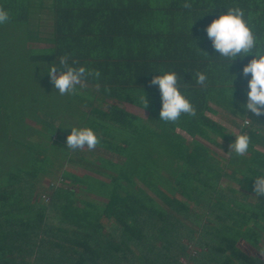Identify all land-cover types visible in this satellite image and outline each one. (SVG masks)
<instances>
[{"label": "trees", "instance_id": "16d2710c", "mask_svg": "<svg viewBox=\"0 0 264 264\" xmlns=\"http://www.w3.org/2000/svg\"><path fill=\"white\" fill-rule=\"evenodd\" d=\"M20 1L0 0V8L10 14V21L0 25V64L15 68L20 78L37 79V90L43 96H31L35 104L41 100L31 117L39 127L29 131L18 127L13 133L20 158L29 154L30 162L19 163L18 155L8 168L0 163V264H182V257L191 264H264V257L247 254L237 246L243 241L264 251V198L255 197L252 191L255 176L264 174V153L252 143L242 157L229 149L224 150V158L208 148L202 141L214 144L211 134L229 145L235 138L206 116L211 108L204 99L194 104L195 117L182 115L174 124L160 121L157 88L149 89L146 108L147 120L156 130L109 105L77 115L79 101L84 100L80 88L76 95H59L46 68L58 66L64 55L69 56L71 66L80 67V33L57 26L60 37L53 40L54 45L34 44L44 38L24 15L31 6L25 5L23 13L18 10ZM253 1L236 4L230 0L226 7L238 6L246 16L257 8L264 12V0ZM54 6L57 16L67 14L76 21L72 3L55 0ZM260 22L264 25V19ZM261 35L259 40L264 43ZM211 57L217 58L216 54ZM252 58L249 55L244 60ZM98 71L99 79L89 77L87 81L108 80V73L116 74L109 69ZM98 87L105 98L141 105L131 92L134 87L107 83ZM233 88L232 100L223 85L209 95L223 96L218 104L236 115L244 110L241 105L246 102L247 87ZM246 116L264 129V117ZM72 126L91 128L100 144L91 151L68 149L66 137L71 128L66 127ZM177 128L190 138L176 132ZM242 133L251 141L256 137L252 130ZM37 143L38 152L34 150L32 156V144ZM66 163L88 173L67 170ZM42 175L50 179L36 193ZM222 179L237 188H221ZM79 191L96 198L80 197ZM189 245L198 251L191 254Z\"/></svg>", "mask_w": 264, "mask_h": 264}, {"label": "crops", "instance_id": "0c3cea01", "mask_svg": "<svg viewBox=\"0 0 264 264\" xmlns=\"http://www.w3.org/2000/svg\"><path fill=\"white\" fill-rule=\"evenodd\" d=\"M61 1L72 3L74 6L72 11L77 13L76 21L67 14L57 16L55 0H30L27 3L26 0H21V3H18L21 6L18 10L23 13L25 5L31 6L24 15L28 16L35 33L44 38L42 41H34V44L44 47L54 45L53 40L60 37L55 32L56 27L62 29L63 26V29L80 33L77 34L80 36V67L88 70L109 69L113 71L112 73L116 72L115 75L108 73V80L102 78L98 81H87V86L80 89V95L84 100L79 101V116L88 114L90 108L104 110L109 105L123 110L138 118L145 126L156 130L147 120L150 113L146 109L143 112V106L105 98L99 92L98 86L107 83L134 87L131 91L133 96H138L139 100L144 93L148 100L149 89H156L148 86L152 77L172 71L180 77V91L193 106L204 100L208 102L211 109L205 112L206 116L223 126L234 138L244 131L247 132V129L254 131L256 137H253V147L264 153V129L256 126L260 124L251 121L248 127H243V121L248 119L245 109L234 115L218 104L220 100H224L223 96L215 92L209 95V91L219 89L222 85L226 86L233 79V75L236 77L233 85L241 86L242 89L247 86V79L250 78L240 75L242 67L248 63L247 60L243 58L244 61L238 63L235 60L227 69V64L220 62L221 58L213 51L204 32L212 20L226 14V3L230 0H187V3L192 5L188 10L181 9L185 0ZM231 1L242 4L244 0ZM59 9L60 7L57 10ZM250 12L252 13L245 15V19L260 38V35L264 34V25L260 22L264 19L262 17L264 12L261 8ZM46 38L48 40H45ZM212 54H216V60H211ZM198 72L207 75V87L197 84ZM136 87L142 88L139 91ZM130 98L138 101L135 97ZM176 132L190 138L183 129L177 128ZM211 137L214 138V144L202 141L208 148L214 151L219 149L222 152L229 150V144L212 134ZM82 170L87 172L85 169ZM86 195L96 198L79 191L80 197Z\"/></svg>", "mask_w": 264, "mask_h": 264}, {"label": "clouds", "instance_id": "9594fccd", "mask_svg": "<svg viewBox=\"0 0 264 264\" xmlns=\"http://www.w3.org/2000/svg\"><path fill=\"white\" fill-rule=\"evenodd\" d=\"M186 9L192 5L185 3ZM10 21V14L3 8H0V25ZM206 38L210 41L211 47L221 63L228 67L237 59H243L251 55L253 58L242 67L240 75L247 79L246 102L241 105L242 108L255 118L264 117V43H261L253 27L245 19V12L242 8L230 7L226 14H221L217 19L204 29ZM50 83L61 96H72L77 94L78 88L83 89L87 86L89 77L99 79L98 70H88L85 67H73L69 64V56L64 55L59 58V65L52 64L46 68ZM228 74V73H227ZM197 84L207 87L208 77L203 72L197 74ZM233 79L226 84L228 95L232 100L234 91ZM149 87H156L159 92L161 107L159 110V119L165 123H176L182 115L190 117L196 116V109L189 99L180 91V77L176 72H164L161 75L153 76L149 81ZM139 103L144 109L148 107V100L143 93L139 97ZM251 121L245 119L243 127H248ZM71 128L70 134L66 137L68 149L76 151L87 148L94 150L100 144V138L89 127H66ZM252 141L247 133H241L235 136V140L229 145V153H235L236 156H245L250 148ZM252 191L257 198H264V174L255 176ZM264 256V251L260 252Z\"/></svg>", "mask_w": 264, "mask_h": 264}, {"label": "rangeland", "instance_id": "374dc122", "mask_svg": "<svg viewBox=\"0 0 264 264\" xmlns=\"http://www.w3.org/2000/svg\"><path fill=\"white\" fill-rule=\"evenodd\" d=\"M14 69L11 70L9 68H4L3 65L0 64V104L5 103L4 107L0 108V163L5 168H8L11 161L15 160L19 155V153L17 152L18 150H16L15 147V135H13V133L18 132L17 128L20 127L24 131H29L30 129L32 130V127H39L36 125V122L32 121L31 117L36 113L35 110L36 108H38L37 106H39L38 102L41 100H38V102H36L37 104H35L31 96H37L40 97V99L41 96H43V94H41L40 91L37 90V79L20 78V76L16 74V70ZM43 87L44 86L40 87L41 91H43ZM1 91L3 92V95H1ZM54 91L56 92V89H54ZM61 101V98L58 99V103H61ZM65 102L66 100H64V103ZM59 105L61 106V104ZM8 114H10L11 118H8ZM56 114H58V112ZM59 115L65 118L67 116V113L59 112ZM77 115H79L78 112ZM64 121H66V119H64ZM27 138L31 139L32 142L33 138L30 134L27 136ZM37 144V146L35 144H32L34 148L32 149L33 151L30 152V155L33 156L34 150L35 152H38L37 148L39 147L40 143ZM215 151L217 152V154L226 158L224 152L220 151L219 149H215ZM20 156L21 155H19V161L21 162L19 163L27 165L30 162V158H28L29 154L24 155V159L20 158ZM64 167L72 172H84V170H82L78 165L71 164L70 166L68 163H66ZM49 179V176L42 175L39 177L36 193L40 190H43V188L45 189V186L48 183ZM219 186L224 189L229 186H233L235 189L237 188L235 185H232L225 179L220 180ZM72 189L74 191H78L76 187H72ZM262 243H264V241H262ZM237 246L247 254L264 257L260 255L261 251L255 249L252 246H249V244H246L243 241H239ZM189 247L190 248L188 249V251L191 252L192 246L189 245Z\"/></svg>", "mask_w": 264, "mask_h": 264}, {"label": "built area", "instance_id": "2783aa9c", "mask_svg": "<svg viewBox=\"0 0 264 264\" xmlns=\"http://www.w3.org/2000/svg\"><path fill=\"white\" fill-rule=\"evenodd\" d=\"M44 198L46 199V197H44ZM191 249H192V251L190 252L191 254H195L196 251H198L195 247H191ZM180 261L182 264H191V261L189 260V258L182 257L180 259Z\"/></svg>", "mask_w": 264, "mask_h": 264}]
</instances>
